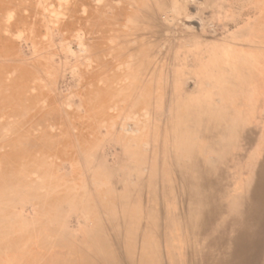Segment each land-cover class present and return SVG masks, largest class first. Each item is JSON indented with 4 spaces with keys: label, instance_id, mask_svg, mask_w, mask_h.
<instances>
[{
    "label": "rangeland",
    "instance_id": "374dc122",
    "mask_svg": "<svg viewBox=\"0 0 264 264\" xmlns=\"http://www.w3.org/2000/svg\"><path fill=\"white\" fill-rule=\"evenodd\" d=\"M70 1L0 0V214L32 235V254L43 251L47 228L76 239L99 223L112 232L109 222L128 219L131 200L145 222L150 184L166 200L163 174L177 169L182 141L209 137L193 120L206 108L191 110L183 97L198 92L191 72L181 73L179 91L174 64L162 58L167 40L191 32L209 45L264 55V0H189L186 8L168 5L165 16L156 10L152 21L120 23L111 8L70 12ZM117 45L122 51L110 54ZM138 54L147 67L133 76L126 63Z\"/></svg>",
    "mask_w": 264,
    "mask_h": 264
},
{
    "label": "bare ground",
    "instance_id": "6f19581e",
    "mask_svg": "<svg viewBox=\"0 0 264 264\" xmlns=\"http://www.w3.org/2000/svg\"><path fill=\"white\" fill-rule=\"evenodd\" d=\"M188 1L72 0L67 9L78 12L99 5L112 9L116 23L126 16L152 21L156 10L165 16L168 5L177 10L186 8ZM100 32H106L105 26ZM155 34L166 41L159 32ZM167 41L172 43L171 52L165 50L162 58L174 64L175 88L181 91V73L191 72L198 92L183 97L191 110L206 108L205 114L195 110L193 120L202 123L195 130L210 133L206 141L196 143L191 137L179 145L177 169L164 172L162 178L163 197L168 195V201L156 198L151 183L145 195V222L138 201L131 200L123 208L129 210L128 219L116 215L109 222L112 232L107 233L106 226L99 223L97 230L84 229L83 237L76 239L72 232L65 235L47 228L41 237L44 240L37 243L43 250L38 254H32L28 245L32 235L23 227L20 232L18 221L7 224V212L2 211L0 260L6 258L8 264H264V89L259 90L264 88V55L229 51L225 43L209 45L202 35L191 32H178ZM164 48L162 44L160 50ZM122 49L117 45L110 54ZM139 58V54L134 57L136 63ZM118 62L116 67L121 69L125 64ZM136 63H126L133 76L147 67ZM253 70L255 75L250 76ZM207 85L211 87L206 89ZM81 224L79 221L82 229L85 225Z\"/></svg>",
    "mask_w": 264,
    "mask_h": 264
}]
</instances>
